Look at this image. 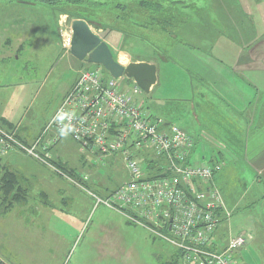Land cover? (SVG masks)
<instances>
[{
    "label": "rangeland",
    "instance_id": "374dc122",
    "mask_svg": "<svg viewBox=\"0 0 264 264\" xmlns=\"http://www.w3.org/2000/svg\"><path fill=\"white\" fill-rule=\"evenodd\" d=\"M96 1L56 0L55 3L49 4L42 0H0V22L14 19L24 22L23 25L17 26L15 30L19 32L17 36L10 29L7 31L0 28L1 38L8 36L15 38L13 39L15 44L10 45L11 60L0 62L2 63L0 128L12 131L11 126L14 130L17 127V137L19 138L20 135L28 139V142L23 141L28 146L32 142H30V134L23 135L22 132L31 131V137L40 135L62 103L67 91L78 79L80 71L86 68L94 69V66L75 59L70 50L63 47L65 41L73 36L72 23L77 20L75 18L80 15L88 16L89 20L93 19L100 25H106L104 19L107 20L108 17L114 21L118 19L120 22L118 24L126 28L109 29L91 25L92 31L105 41L106 36L117 30L112 43L120 42L124 47L132 48L137 56L151 55L152 46L138 40V30L131 29V24L149 18L154 22L157 17H161L164 21L171 20L170 9L166 10L165 7L164 11L156 12L147 7L145 10L146 7L140 5L143 0H100L104 3L108 1L101 6L96 5ZM148 1L143 2L150 4ZM161 1L174 3L172 0ZM244 1L245 6H238L243 12V40L247 44V46L241 45L243 51L250 46L247 42L250 36H256L258 41L264 39V0ZM64 12L73 13L75 18L65 15ZM230 35L237 40L233 34ZM17 38L21 40L23 38L24 43L19 45ZM236 40H231L233 49L228 46L225 38L219 41L214 55L221 56L223 51L232 55L231 52L236 53L235 48L239 53L240 44ZM0 47L2 48L1 45ZM112 53L114 59L119 61L121 55L118 50L113 47ZM3 55H1L2 59H4ZM122 61L125 62L124 64L136 63L132 55ZM170 76L175 81L180 80L177 73L176 76ZM167 87L170 88L163 85L153 94L142 92L139 96L144 102L145 110L156 119L162 114L156 110L155 99L161 94L168 95L170 89H164ZM259 97L262 100L264 94L260 92ZM194 104L197 107L201 106V103L195 101ZM165 107L168 108L167 105ZM174 123L181 125L180 120H175ZM257 125H260V120ZM261 128L262 126H259V129ZM59 147L71 161V165L66 169L72 168L77 172L75 174L68 172L69 176L78 180L81 186L59 176L51 168L17 149L0 156V257L9 264H174L177 249L150 230L132 223L126 217V215L134 216L130 212H125V215L105 205L96 206L98 199L107 200L113 192L129 181L123 157L101 161L81 152L71 138L61 141ZM54 152L55 149L53 161L58 165ZM15 158L23 160V164L26 160V167L33 171L31 164L46 177L52 172L53 176L57 177L54 180L66 186L68 198L63 203L53 202L50 198L48 206L44 208L43 198L37 195L40 190L35 189L30 194L29 190L20 186L22 193L19 197H24L23 201L21 199V202H15L14 197L17 192L6 197L3 189L6 169L3 165L8 163L9 167H14L17 164ZM81 174H87L89 181L80 179ZM36 185L38 187V184ZM54 190L52 188V193L56 192ZM51 197L56 199L58 195L54 194ZM25 200H28L27 210L23 205ZM11 208L14 209L10 211ZM35 208L41 209V214L47 216H44L43 220L42 216L34 221L30 218L28 220L25 214L30 216L32 210L36 211ZM261 208L263 205L258 206L256 212H245V210L236 212L232 218L228 211L226 219L231 218V220L226 232L232 235L250 233L249 216L258 215ZM245 249L242 250L244 252L242 261L244 259L248 264L247 260L251 261L252 254L249 246ZM254 252L257 257L262 256L261 248L254 246Z\"/></svg>",
    "mask_w": 264,
    "mask_h": 264
},
{
    "label": "crops",
    "instance_id": "0c3cea01",
    "mask_svg": "<svg viewBox=\"0 0 264 264\" xmlns=\"http://www.w3.org/2000/svg\"><path fill=\"white\" fill-rule=\"evenodd\" d=\"M143 1L140 5L146 7L145 10L148 7L161 12L167 7L166 10L170 9L171 13L170 21L157 17L159 19L156 18L154 22L149 18L131 24V29L138 30V40L152 46L151 55L137 56L132 48L124 47L120 42L112 43L118 31H113L106 36L105 42L111 50L113 47L118 50L121 55L118 62L123 66H128L131 62L126 65L121 63L120 59L126 60V57L131 55L136 63L146 62L156 65L157 83L151 88L150 94L155 93L163 85L170 86V88H164L170 89L168 95L161 94L155 99L156 110L162 114L157 118L164 120L167 125L184 130L192 138L194 141L193 162L210 166L222 165L221 172L215 176L213 182L221 192L226 207L232 215L231 218L236 212L243 210L256 212V208L263 205L258 215L249 216L251 232L245 234H251L253 239L243 249L250 247L252 258L251 261L247 260L248 264H264V97L262 100L259 97L260 92L264 94V39L258 41L256 36H250L247 41L250 46L246 47L245 51L241 48V45L247 46L243 40V12L238 7L246 5L244 0H237V3L235 0H203L204 2L202 0H172L174 3L170 4L161 0H149L150 4H144ZM105 3L96 1L98 6ZM104 22L105 28H126L118 24L120 23L118 19L114 21L108 17L107 20L104 19ZM23 23L17 19L3 21L0 22V28L7 31L10 29L17 36L19 32L15 30ZM229 33L237 37V40ZM130 35L134 34L130 33ZM224 38L229 47L232 45L231 40L235 39L240 44L239 53L235 48L236 53L231 52L232 55L227 51H223L221 56L214 55L216 45ZM13 39L15 38L9 36L0 37V45L3 48L0 47V62L11 60L9 55L10 45L15 44ZM17 39L19 45L24 43L23 38ZM2 54L4 59L1 58ZM176 73L180 80L175 81L170 76H176ZM183 75L190 77L184 78ZM127 83L129 87L132 86L131 82ZM194 101L201 103V106L197 107ZM175 120H180L181 125L174 123ZM259 120L260 125H257ZM259 126L262 128L259 129ZM15 130L18 132L17 127ZM22 133L30 134V142H34L39 136L38 134L31 137V131ZM18 136L22 141L28 142V139ZM60 143L55 148V152ZM55 152L57 166L65 172L77 173L72 168L66 169L71 165V161L60 147ZM119 156L121 155L109 159L114 160ZM15 159L17 164L14 167H9L8 163L2 164L4 169L15 174L18 177L19 186L29 190L30 194L35 189L40 190L37 195L43 198L44 208L48 206L50 198L53 202L60 203L68 198L66 186L56 182L54 178L57 177L53 176L52 172H49L50 175L46 177L33 165L30 164L33 171L26 167V160L23 164V160ZM52 188L55 189V193H52ZM51 194L53 196L57 194L58 198L54 199ZM27 204L28 200H25L23 205L26 210ZM39 208H35L36 211L32 210L30 216L25 214V217L34 221L42 216L43 220V217L47 215L41 214ZM13 209L11 208L10 211ZM231 218H223L221 227L225 226L220 227L213 237L218 249H224L230 239L244 234L232 235L226 232ZM254 246L261 248L262 256L255 255ZM242 250L235 256L238 264H246L244 259L242 261L244 258L242 256L244 250ZM0 259L4 261L1 257Z\"/></svg>",
    "mask_w": 264,
    "mask_h": 264
},
{
    "label": "built area",
    "instance_id": "2783aa9c",
    "mask_svg": "<svg viewBox=\"0 0 264 264\" xmlns=\"http://www.w3.org/2000/svg\"><path fill=\"white\" fill-rule=\"evenodd\" d=\"M72 36L63 45L70 50ZM83 69L49 123L30 146L17 131L0 128V156L19 150L59 176L81 186L53 161L62 141L53 122L63 109L77 114L71 138L84 154L106 160L121 155L129 181L97 205L134 216L126 217L150 230L182 254L181 264H238L236 253L252 239L240 234L218 249L213 240L229 214L214 184L222 165L193 162L194 141L182 129L167 125L145 110L142 90L126 77L115 79L101 66ZM107 75L108 78H107ZM132 86L129 87V81ZM148 163L155 176L149 175ZM156 173L158 176H156ZM85 182L88 175H79Z\"/></svg>",
    "mask_w": 264,
    "mask_h": 264
},
{
    "label": "water",
    "instance_id": "95a60500",
    "mask_svg": "<svg viewBox=\"0 0 264 264\" xmlns=\"http://www.w3.org/2000/svg\"><path fill=\"white\" fill-rule=\"evenodd\" d=\"M72 41L70 53L80 62L101 66L111 77L119 79L126 77L135 82L142 92L149 94L157 83V67L146 62L131 63L123 66L114 59L108 44L94 34L92 27L85 20L72 23Z\"/></svg>",
    "mask_w": 264,
    "mask_h": 264
},
{
    "label": "trees",
    "instance_id": "16d2710c",
    "mask_svg": "<svg viewBox=\"0 0 264 264\" xmlns=\"http://www.w3.org/2000/svg\"><path fill=\"white\" fill-rule=\"evenodd\" d=\"M42 1H44V3L51 4V3H55L56 0H42ZM64 13H65V15H68V16H71V17L75 18L73 13H70V12L69 13L68 12H64ZM75 19H77V20L83 19L86 22H88L90 24V26L93 25V26H97L98 28H100V27L101 28H105V26L100 25L99 23H97L93 19L89 20L88 16L80 15V16H78ZM114 31H117V30H114ZM129 82L132 83L131 80ZM11 130L14 131L13 126H11ZM146 166H148L147 168L149 169V175L150 176H155V173L152 172L153 167H151L148 163H146ZM156 176H158L157 173H156ZM3 181H4L3 189L5 191L4 193H5L6 197H9L14 192H17V194H15L16 196L14 197V200H15L16 203H19V202H21V201H23L25 199L24 197H22V198L19 197L20 194L22 193V189L18 185L19 184L18 183V177L15 174H13V173H11L9 171H6L4 173ZM181 262H182V254L179 251H177L176 260H175L174 264H181ZM0 264H6V263L0 259Z\"/></svg>",
    "mask_w": 264,
    "mask_h": 264
},
{
    "label": "clouds",
    "instance_id": "9594fccd",
    "mask_svg": "<svg viewBox=\"0 0 264 264\" xmlns=\"http://www.w3.org/2000/svg\"><path fill=\"white\" fill-rule=\"evenodd\" d=\"M77 114L75 112H68L61 109L56 117L54 123L58 128V136L62 140L68 139L76 131Z\"/></svg>",
    "mask_w": 264,
    "mask_h": 264
},
{
    "label": "bare ground",
    "instance_id": "6f19581e",
    "mask_svg": "<svg viewBox=\"0 0 264 264\" xmlns=\"http://www.w3.org/2000/svg\"><path fill=\"white\" fill-rule=\"evenodd\" d=\"M122 60H123V59H120L121 63H123V61H122ZM124 63H125V62H124ZM124 63H123V64H124Z\"/></svg>",
    "mask_w": 264,
    "mask_h": 264
}]
</instances>
